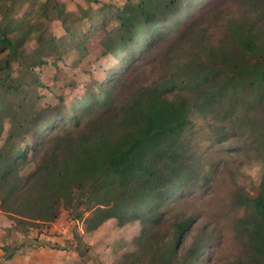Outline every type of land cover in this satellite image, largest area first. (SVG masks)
I'll list each match as a JSON object with an SVG mask.
<instances>
[{"label": "trees", "instance_id": "trees-1", "mask_svg": "<svg viewBox=\"0 0 264 264\" xmlns=\"http://www.w3.org/2000/svg\"><path fill=\"white\" fill-rule=\"evenodd\" d=\"M202 1L102 3L98 19L82 5L80 14L68 11L61 0H26L19 10L9 0L0 7L2 210L17 222H52L59 198L70 206L75 188L82 189L94 207L88 230L110 218L142 222L139 249L119 264H202L210 247L206 239L178 248L194 217L169 212L211 179L202 154L193 151L195 118L209 124L218 142L248 141L264 165V0H244L243 20L229 30L228 43L209 47L205 59L180 63L150 85L127 93L114 67L76 91L72 101L60 94L55 104H36L38 88L45 86L38 68L55 52L63 60L60 48L66 46L48 34V22H61L76 64L88 65L100 53L115 56L123 67L153 61L161 44L192 33L191 13ZM33 40L37 46L28 50ZM32 162L35 168L22 173ZM240 199L250 212L235 223L244 241L238 264H264V174L259 192ZM167 222L172 240L150 242L147 234ZM2 248L6 259L14 256L9 246Z\"/></svg>", "mask_w": 264, "mask_h": 264}, {"label": "rangeland", "instance_id": "rangeland-1", "mask_svg": "<svg viewBox=\"0 0 264 264\" xmlns=\"http://www.w3.org/2000/svg\"><path fill=\"white\" fill-rule=\"evenodd\" d=\"M126 0H97L88 4L85 0H61L68 11L80 14V5L89 9L98 19L103 14L102 3L124 5ZM9 0H0V7H6ZM244 0H207L196 3L191 13L193 32L179 35L158 47L153 61L126 63L122 67L115 56L94 53L86 63L76 64L77 53L66 41L67 34L60 21L48 22V34H55L60 43L63 60L58 53L48 57L47 63L38 68L44 87L38 88L37 108H44L57 102V96L64 94L68 101L75 92L93 80L103 79L108 71L118 67L117 80L129 93L140 86L150 85L169 74L171 69L197 57L205 59L208 48L228 43L229 30L234 23H241L246 7ZM26 0H14L19 10L26 7ZM3 14L0 11V21ZM116 20L111 21V26ZM184 30V27H183ZM182 33H184L182 31ZM36 41L28 43L27 49L36 47ZM94 47L93 49H95ZM91 61V62H90ZM76 86V87H75ZM126 93V94H127ZM197 132L193 139V151L202 154V160L211 175L203 190L188 193L173 204L169 214L181 212L194 217L189 233L180 241L179 251L190 247L202 237L210 247L202 256V264H238L244 247L243 238L235 232L239 217L250 212L240 196H255L264 174V165L248 141L241 137L218 142L210 137L212 128L203 119L195 118ZM36 162L25 167L22 173L33 170ZM72 205L59 198V215L52 222L39 220L30 223L14 220V216L0 208V264H119L131 252L139 249L138 239L143 238L142 222L133 219L120 224L116 218L102 222L93 230L87 225L94 207L83 199L82 189L75 188ZM169 215V216H170ZM168 216V217H169ZM149 241L164 245L173 238L169 222L147 234ZM9 246L14 256L5 258L2 247Z\"/></svg>", "mask_w": 264, "mask_h": 264}]
</instances>
